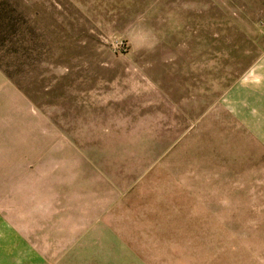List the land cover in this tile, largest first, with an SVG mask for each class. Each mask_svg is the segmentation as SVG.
<instances>
[{
  "label": "rangeland",
  "instance_id": "obj_1",
  "mask_svg": "<svg viewBox=\"0 0 264 264\" xmlns=\"http://www.w3.org/2000/svg\"><path fill=\"white\" fill-rule=\"evenodd\" d=\"M263 54L264 0H0V68L42 143L0 191L45 177L73 215L47 264H264V133L232 136L231 111ZM246 149L231 185L221 154Z\"/></svg>",
  "mask_w": 264,
  "mask_h": 264
},
{
  "label": "crops",
  "instance_id": "obj_2",
  "mask_svg": "<svg viewBox=\"0 0 264 264\" xmlns=\"http://www.w3.org/2000/svg\"><path fill=\"white\" fill-rule=\"evenodd\" d=\"M258 61L253 70L242 79L245 83L241 81L237 85V92L235 88L231 90V111L234 116L232 121L237 122L232 136L247 138V142H255L253 137L264 133L261 129L256 130L253 123L255 120L264 121V54ZM15 93L14 83L0 68V154H7L0 160V168L11 170L12 181L16 168L14 154L20 150L30 152L31 144L41 143V138L31 140V119L28 118L29 121L26 122V114H15ZM23 105L25 106V103ZM15 120L19 122V128H16ZM233 152H230L231 156L221 154V157L229 164V169L227 165L223 170H236L231 171L230 177L223 178L225 181L236 180H229V184L236 185L239 173L244 171L247 174V170L253 167L252 160L257 153L246 149L243 155L239 154L237 157ZM258 152L264 153V148L260 147ZM38 163L37 167L40 168L41 162ZM42 165L45 166V163ZM38 186L41 189L39 191L32 188L22 192L15 191V188L0 191V264H47L46 254L40 251L38 244H63L64 222L69 225L73 215H67L64 220L62 194L53 191V186H47L45 177H42ZM76 215L74 216L77 217ZM75 219L77 224V218Z\"/></svg>",
  "mask_w": 264,
  "mask_h": 264
}]
</instances>
